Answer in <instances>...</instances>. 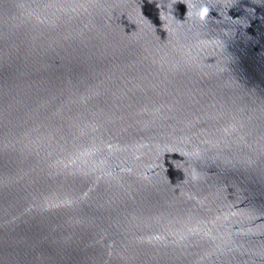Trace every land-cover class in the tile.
<instances>
[{"label":"water","instance_id":"95a60500","mask_svg":"<svg viewBox=\"0 0 264 264\" xmlns=\"http://www.w3.org/2000/svg\"><path fill=\"white\" fill-rule=\"evenodd\" d=\"M0 264H264V0H0Z\"/></svg>","mask_w":264,"mask_h":264}]
</instances>
